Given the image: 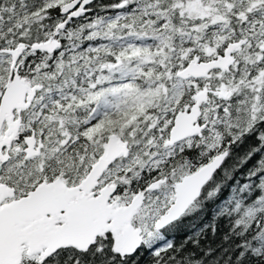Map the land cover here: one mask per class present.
<instances>
[{
	"label": "snow or ice",
	"instance_id": "1",
	"mask_svg": "<svg viewBox=\"0 0 264 264\" xmlns=\"http://www.w3.org/2000/svg\"><path fill=\"white\" fill-rule=\"evenodd\" d=\"M99 7L0 0V264H181L153 241L220 191L227 138L264 144V0Z\"/></svg>",
	"mask_w": 264,
	"mask_h": 264
},
{
	"label": "trees",
	"instance_id": "2",
	"mask_svg": "<svg viewBox=\"0 0 264 264\" xmlns=\"http://www.w3.org/2000/svg\"><path fill=\"white\" fill-rule=\"evenodd\" d=\"M108 2L97 0L92 15H105L108 9L99 5ZM225 146L229 154L214 174L220 191L209 197L207 188L203 189L187 213L153 241L157 247L181 246V264H264V235L250 247L244 242L245 232L234 225L236 216L231 211L236 199L247 205L260 194L257 184L264 177V144L254 135L242 134L235 140L227 138ZM211 155L200 162H209Z\"/></svg>",
	"mask_w": 264,
	"mask_h": 264
},
{
	"label": "flooded vegetation",
	"instance_id": "3",
	"mask_svg": "<svg viewBox=\"0 0 264 264\" xmlns=\"http://www.w3.org/2000/svg\"><path fill=\"white\" fill-rule=\"evenodd\" d=\"M97 1V0H96ZM95 1V2H96ZM94 2V3H95ZM116 14V12L115 11H112V10H110V9H108V11H107V13H105V15H103V16H114ZM133 223L135 224V221H133ZM164 230H162L160 233H162Z\"/></svg>",
	"mask_w": 264,
	"mask_h": 264
},
{
	"label": "water",
	"instance_id": "4",
	"mask_svg": "<svg viewBox=\"0 0 264 264\" xmlns=\"http://www.w3.org/2000/svg\"><path fill=\"white\" fill-rule=\"evenodd\" d=\"M96 0H94V2H95ZM224 162V161H223ZM223 162H222V164H223ZM221 164V165H222ZM221 165L215 170V172L221 167ZM215 172H214V174H215ZM187 211V210H186Z\"/></svg>",
	"mask_w": 264,
	"mask_h": 264
},
{
	"label": "bare ground",
	"instance_id": "5",
	"mask_svg": "<svg viewBox=\"0 0 264 264\" xmlns=\"http://www.w3.org/2000/svg\"><path fill=\"white\" fill-rule=\"evenodd\" d=\"M187 211H188V210H187ZM187 211H186L185 213H187ZM185 213H184V214H185Z\"/></svg>",
	"mask_w": 264,
	"mask_h": 264
}]
</instances>
